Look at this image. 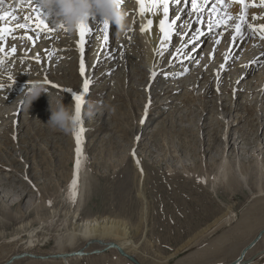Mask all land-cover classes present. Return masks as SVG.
<instances>
[{"label":"rangeland","instance_id":"rangeland-1","mask_svg":"<svg viewBox=\"0 0 264 264\" xmlns=\"http://www.w3.org/2000/svg\"><path fill=\"white\" fill-rule=\"evenodd\" d=\"M170 8L171 12L176 9L175 5ZM256 8L259 15L253 16H264V8ZM131 14L129 11V30L118 32L113 26L107 44L102 25L92 22L91 38L90 34L85 37L90 43L83 54L85 76L79 70L76 32L41 34L35 44L14 34L17 38L9 37L4 45L8 51L11 47L17 51L0 58V75L21 80L23 85L29 80H48L51 69L55 77L48 80L50 84L68 86L50 87L49 97L42 93L30 107L22 93L8 92L11 100L0 97V264L11 254L29 249L36 253L33 256L81 249L89 241L67 238L85 219L105 217L123 221L129 242L136 248L129 255L139 264H227L251 239L250 234L239 242L231 235L240 219L252 216L264 204V175L259 173H264V40L257 38L230 53L233 21L217 27V15L209 10H175L169 17L180 19L153 79L148 76L141 21ZM198 17L203 23L197 22ZM253 21V25L264 24V19ZM197 28L205 33L199 40L194 39ZM216 39H220L219 45ZM56 42L67 45L54 49ZM41 50L42 57L37 53ZM213 51L214 58H210ZM258 55H263L262 62L242 79L244 65L248 68ZM108 67L112 68L109 72ZM73 71L76 78L69 74ZM85 78L91 81L81 112L88 186L85 195L78 193L73 203L69 199L76 147L73 132L65 134L46 123L49 98H64L66 105L74 107L73 93L82 90ZM19 99L24 102L21 110L20 104L14 105ZM3 114L9 116L2 118ZM224 163L240 182L232 196L213 186L210 179ZM19 198L22 202L17 206ZM228 208L229 222L222 224L223 218L211 227ZM206 226L211 227L207 232ZM58 235L63 239L58 240ZM222 237L229 239L218 242ZM93 244L84 252L101 247ZM251 257L249 264H264L259 250ZM26 259L13 264L64 263ZM68 260L65 264H131L115 250Z\"/></svg>","mask_w":264,"mask_h":264},{"label":"bare ground","instance_id":"bare-ground-1","mask_svg":"<svg viewBox=\"0 0 264 264\" xmlns=\"http://www.w3.org/2000/svg\"><path fill=\"white\" fill-rule=\"evenodd\" d=\"M131 1V3L132 4H130L129 6H127V8H126V10L129 12V11H131L132 10V13H133V15L135 14L136 16H137V19L139 18V20L141 21V23H139V29H141V25L142 24H147V22H148V20L150 19V20H152L153 21V23H152V25H151V27L146 31V32H141V30H140V32H141V37H142V41H143V43H144V46H145V50H146V53L144 52V55L146 56V57H148V60H147V62H148V76H149V78L151 77L150 76V73H151V71H156L158 68H159V66H158V63H159V61L161 60V58H162V56H163V54L167 51V49L169 48V41H167L166 42V46H165V43L163 42V39H162V33L160 32V27H159V21H160V19H163L164 17H163V9L162 8H160V9H153L151 12H149V13H146V15L145 16H140L139 14H138V5L136 4V2H135V0H130ZM201 4H202V0H201ZM171 5H174V4H171ZM188 5V4H187ZM4 6V5H3ZM8 9H10V7H7L6 8V11L8 10ZM171 9V8H170ZM185 9V8H184ZM184 9H183V11H184ZM230 9V10H229ZM228 9V11L231 13V14H239V12H240V10H241V8H239L236 4H233L230 8ZM173 10H174V8H173ZM202 10H204V9H202ZM28 12H24V11H22V10H16V13L19 15V16H21V17H23L24 15H30L31 16V12H32V10L31 9H29V10H27ZM0 12H3V11H0ZM221 11H219V13H220ZM172 12H170L169 11V16H170V14H171ZM183 13V12H182ZM254 14H258L259 15V13L257 12V13H254ZM132 15V14H131ZM176 15V14H175ZM221 16V15H220ZM220 16H217V18L216 19H219L220 18ZM33 18V17H32ZM44 18H46V17H44ZM171 18V17H170ZM34 20V19H33ZM35 21V20H34ZM34 21H33V27H34ZM6 22L8 23V20L6 19ZM16 22H19V21H16ZM20 22H23L22 20H20ZM46 22L47 23H49V25L50 26H52V25H54V20L53 19H46ZM115 29V28H114ZM65 31V30H63V29H61V28H56V30L55 31H53V32H42V33H44V34H47V33H50V34H53V35H62L63 33H57L58 31ZM215 31H216V29H214ZM250 30V29H249ZM17 31V30H16ZM20 31H21V33L22 34H24V30L23 29H20ZM115 32V31H114ZM14 34H16L15 32L13 33V35ZM17 34H19V33H17ZM29 34H31V35H33V37L35 38L36 37V35H37V33H34V34H32V33H29ZM232 34V33H231ZM76 35H77V41H78V39H79V35H78V33H77V31H76ZM259 32L257 31V32H253L252 30H250V31H248V32H246V31H244V33H243V38H242V40L241 39H238L237 38V40L235 41V42H233L232 41V39H231V35H230V41H231V43H232V47H231V50H230V53H231V51H233V50H236V52H237V50L239 51L240 50V46H244L247 42H250V43H252V42H254V41H257V37H259ZM39 36H41V34H39ZM87 37V36H86ZM41 38H43V37H41ZM90 38H91V34L89 35V40H90ZM88 39L86 40V43H85V46H84V49L85 50H87V48H89V46H87V45H89L90 43L88 42ZM92 40V39H91ZM110 40H111V38H110ZM250 40V41H249ZM27 41H29V40H27ZM77 41H75V43L77 42ZM205 42V41H204ZM54 45V49H57V48H63L62 46H66L67 44H59V43H57L56 42V44L54 43L53 44ZM50 46V45H49ZM105 46V45H104ZM103 46V47H104ZM52 47V46H51ZM103 47H102V49H103ZM75 48H76V51H78L79 53H80V51H79V47H78V45H77V43L75 44ZM51 49H53V47L51 48ZM106 49V48H105ZM264 49V48H263ZM106 50H109V49H106ZM31 51V50H30ZM37 52V51H36ZM109 52H110V50H109ZM158 52H162L163 54L162 55H160V54H158ZM262 52H263V50H262ZM38 53V55L40 56V54H41V57H42V50L41 51H38L37 52ZM102 53H104V51L103 52H101V54ZM108 53L106 52L104 55H107ZM11 55H13V54H11ZM10 54H9V51L7 50V49H5V52H3V53H0V58H5V57H9V56H11ZM38 56V57H39ZM111 56H113V55H111ZM54 57H56V56H54ZM263 58V55H258V56H256V57H254V58H252V61L250 62V65H249V67L247 68V64H245L244 65V70H246V72L245 73H243L244 74V76L242 77V79H246L251 73H252V71L255 69V68H257V66H259L260 65V63L262 62V59ZM255 61V62H254ZM189 62V61H188ZM75 63H77V62H74V64ZM91 65V64H90ZM112 68L111 67H108V70H107V72H109L110 70H111ZM51 72V69L49 70V72L47 73V77H48V80H53V78L55 77V75L53 74V73H50ZM61 72V71H60ZM75 72H76V70H75ZM74 71L73 72H70L69 74H71V76H73L74 78H76L74 75L76 74V73H74ZM59 76H61V73H57ZM63 74V76H65L64 75V73H62ZM7 75H9V74H7ZM0 77H4V78H0V85H2L3 87H0V97L1 98H3V99H12L13 97L11 96V94L10 93H8V92H14L16 95H18V94H20V93H22V94H24V92L27 90V88H30L33 84H35V83H37V81H33V80H29V82L28 81H26V82H24V84L22 85V81L21 80H18V79H16V78H14L13 76V78L15 79V80H12V78H9V77H7V76H2V75H0ZM44 80V79H43ZM25 81V80H24ZM242 81V80H241ZM8 84H10V85H17V86H15V87H13V88H7L8 86ZM19 84V85H18ZM38 84H41L47 91L48 90H51V88L50 87H52V88H54L55 89V87H53V86H51V85H49V84H45L44 83V81L43 82H38ZM70 84V83H69ZM62 85V86H61ZM73 86V87H75L74 86V84L72 83V84H70L69 85V87L70 86ZM64 86H68V85H66V84H61L60 83V86H58V87H64ZM56 89H57V87H56ZM58 91H60L61 92V88L58 90ZM240 92V91H239ZM45 93H43V95H44ZM155 96H159V93L157 94H155ZM15 99H18L16 96H15ZM64 99V98H63ZM25 102V101H24ZM23 101L21 102L20 101V99L19 100H17V102L14 104L15 106H19V104H20V107H19V109L21 110L23 107H22V105H23V103H24ZM63 102H65V101H63ZM22 107V108H21ZM86 107V106H85ZM24 110H26V108H24ZM16 111H17V108H16ZM147 111V110H146ZM252 111L250 110V109H247V113H251ZM26 113V112H25ZM28 114V113H27ZM145 114V113H144ZM143 114V115H144ZM33 115V114H32ZM3 117L2 118H4V117H8L9 116V114H3L2 115ZM14 116H15V114H14ZM34 119V118H33ZM90 124V123H89ZM264 128V127H263ZM262 128V129H263ZM53 133H57V132H53ZM64 136V135H63ZM56 137V136H55ZM64 138V137H63ZM72 138V137H71ZM27 139V138H26ZM67 139V138H66ZM60 141V140H59ZM65 143V142H64ZM226 144H228V143H226ZM118 145V144H117ZM113 148V147H112ZM116 148V147H115ZM33 149V148H32ZM29 152V151H28ZM86 152V151H85ZM107 152V151H106ZM33 154V153H32ZM88 154V153H87ZM90 155V154H89ZM98 155H99V153H98ZM107 158V157H106ZM105 158V159H106ZM110 158V157H109ZM12 159V158H11ZM100 159V158H99ZM137 159V158H136ZM69 160H70V158H69ZM105 162V161H104ZM9 163V162H8ZM43 163V162H42ZM41 163V164H42ZM225 165H223V166H218V167H216V169L213 171V173L210 175V179L212 180V182H213V186H217V187H220L221 188V190L226 194V196H232V195H234L235 194V192H237V190H238V186H239V180H238V178L235 176V172L232 170V168L229 166V165H227L226 163H224ZM44 165V164H43ZM111 165V164H110ZM41 166V165H40ZM70 166V165H69ZM15 167V166H14ZM17 167V166H16ZM62 167V166H61ZM65 168V167H64ZM85 168H86V170H88V168L86 167V165H84L83 166V168L81 169V171L79 172V180H78V193H79V195L82 197V196H84L85 194H84V192H85V189H86V187L88 186L87 185V172L85 171ZM47 169V168H46ZM59 169H60V167H59ZM258 169H259V167H258ZM50 171V170H49ZM58 171V170H57ZM61 171V170H60ZM74 173V172H73ZM147 173V172H146ZM259 173H260V176L263 174L264 175V173L262 172L261 173V170L259 171ZM47 174V173H46ZM60 174V173H59ZM67 174V173H66ZM71 174V173H70ZM61 175V174H60ZM159 175V174H158ZM207 175V174H206ZM259 175V174H258ZM6 176V175H5ZM47 176H48V174H47ZM49 177V176H48ZM63 177V176H62ZM70 177V179H71V176H69ZM102 177V176H101ZM192 177V176H191ZM264 177V176H263ZM72 179H73V174H72ZM153 179V178H152ZM72 181V180H71ZM90 181V180H89ZM181 181V180H180ZM49 182V181H48ZM70 182V181H69ZM58 188V187H57ZM88 190V189H87ZM57 191V190H56ZM263 192V190L261 189L260 191H259V193L261 194ZM27 194V193H26ZM100 196V195H99ZM261 196V195H260ZM159 198V197H158ZM196 198V197H195ZM194 199V198H193ZM258 199H259V197H258ZM257 199V201L255 202V203H258L259 202V200ZM262 198H260V200H261ZM43 200H45V199H43ZM191 200H192V198H191ZM22 202V199L21 198H19V199H17L16 201H15V203L17 204V206L20 204ZM43 202V201H42ZM47 201H45V203H46ZM160 203V202H159ZM261 204H262V202H261ZM257 205H259V204H257ZM203 206V205H202ZM147 207V206H146ZM40 209H41V207H39ZM171 208V207H170ZM181 208V207H180ZM146 209V208H145ZM164 210V209H163ZM180 210V209H179ZM256 210V209H255ZM177 211V210H176ZM186 211V210H185ZM180 212V211H179ZM197 212H199V211H197ZM252 212V211H251ZM250 212V213H251ZM255 212V211H254ZM18 213V212H17ZM168 213V212H167ZM248 213V212H247ZM253 214V213H252ZM190 215V214H189ZM248 215V214H247ZM251 215V214H250ZM21 216H23V215H21ZM20 216V217H21ZM142 216V215H141ZM146 216V215H145ZM144 216V217H145ZM191 216V215H190ZM175 217V216H174ZM146 218V217H145ZM148 218V217H147ZM223 218L225 219V221L223 222L222 220H223ZM230 218H231V212H230V209L228 208V210H227V212L221 217V218H218V219H216L215 221H214V223L211 225V227L212 226H217L220 222H223L222 224H224V223H226V222H229V220H230ZM14 219H16L17 220V218H14ZM2 220V219H1ZM142 221H144L145 222V219L144 220H142ZM175 221V220H174ZM146 223V222H145ZM5 224H7V223H5ZM221 225V224H220ZM219 225V226H220ZM207 227V226H206ZM211 227H207L204 231H208ZM213 229H215V228H213ZM236 231H235V233L234 234H232L231 235V237H233L232 239H236V240H238L239 242L245 237V236H250V234H251V239L249 240V241H247V243L242 247V248H244L245 246L247 247L248 246V244H250V242H252L259 234H260V241H259V247L257 246V241L255 242V245H253L254 246V248L253 249H248L246 252H245V255H244V258H243V260H248V259H250V256L253 254V252H255V251H257V250H259V255H264V204H262L261 205V207L260 208H258V211L257 212H255L252 216H244L242 219H240V222H239V224H238V226L236 227ZM205 232V233H206ZM253 234V235H252ZM201 236V235H200ZM1 237V236H0ZM58 237V240H61V239H63L61 236H57ZM20 238V237H19ZM22 238V237H21ZM76 238H78L79 240H82V241H85V242H87V241H92V240H97V243L98 244H96V245H98L99 246V244H100V246H101V248H103V247H105L106 245H108L110 242H116L115 243V245L116 246H118L122 251H124L125 253H127L128 255L130 254V255H133L135 252H136V248L132 245V243L131 242H129L130 240H129V236H128V234H127V231H126V227H125V225H124V223H123V221L122 220H116V219H111V218H108V217H105V218H101V219H85L84 221H82L81 222V225H80V229L77 231V230H74V233L72 234V235H70V237L69 238H67L69 241H71V242H73ZM227 239H229V237H222V238H220L219 240H218V242H222V241H225V240H227ZM84 246L85 245H83L82 247L84 248ZM91 246H94V244H91ZM8 247V246H7ZM245 247V248H246ZM241 248V249H242ZM244 248V249H245ZM92 249V248H91ZM241 249H240V251L238 252V254H237V256L234 258V259H236V258H238L240 255H241V253H242V251L244 250H242L241 251ZM93 250V249H92ZM92 250H87V253L88 252H90V251H92ZM115 250V249H114ZM76 251H79V249H75V250H71V251H60V252H58L57 254H64V253H71V252H76ZM84 251H86V250H83V252ZM116 251V250H115ZM215 251H218V248H215ZM241 252V253H240ZM27 253H29V255H35L36 253H34V252H31L30 251V249L27 251ZM27 253H25V254H27ZM21 254H23V253H21ZM55 254V253H54ZM20 255V254H19ZM12 256H16L14 253L13 254H11L5 261H3V263H6L7 261H9V259L12 257ZM39 256H41V255H39ZM36 257H38V255L36 256ZM261 257H263V256H261ZM261 257H259V258H261ZM25 258V257H24ZM77 258V257H76ZM22 259V258H21ZM33 259L34 258H29V259H26V261L28 260L29 262L30 261H33ZM233 259V261L232 262H234V261H236V260H234ZM254 259V257L252 258L251 257V261H249V263L250 262H252V260ZM61 260V259H60ZM59 260V261H60ZM67 260L68 259H66V260H62V262H64V263H66L67 262ZM15 261V260H14ZM17 261V260H16ZM17 263V262H16ZM229 263H231V262H229ZM249 263H247V264H249ZM2 264V263H1ZM228 264V263H227ZM236 264H238V263H236ZM245 264V263H244Z\"/></svg>","mask_w":264,"mask_h":264},{"label":"snow or ice","instance_id":"snow-or-ice-1","mask_svg":"<svg viewBox=\"0 0 264 264\" xmlns=\"http://www.w3.org/2000/svg\"><path fill=\"white\" fill-rule=\"evenodd\" d=\"M30 3L33 2V0H29ZM121 3H124V0H120ZM175 3L176 5L181 4H187L190 3L191 9L194 13H199L202 8L206 6H210L213 10V12L217 13L219 15V11H223V16H220L219 19L215 21V24L217 27L225 26L227 27L229 24V21H235L232 24L233 33L231 34V39L233 42L237 40L238 37H243V28L245 25L249 29H251L254 33L259 32V38L261 40H264V24L260 25H252L250 23H247L248 15H247V9L249 7H261L264 8V0H259V3L257 4L256 0H204V5L199 4V0H136V4L138 5V14L140 16H145L146 13L151 12L153 9H163V19H160L159 21V27L160 32L162 33V39L165 43L170 40L174 26L177 24V21L180 19L179 17H176L175 19H171L169 17V11H170V4ZM233 3H238L241 6V10L237 16H233L228 9L231 7ZM4 4V0H0V5ZM219 10V11H218ZM34 12H36V17L34 21V27H33V18L30 15H24L23 17L19 16L16 13V10L13 9L12 13H9L7 11L0 12V22H4L9 20L8 23H0V53L5 52L4 45L7 43V40L9 37L12 39H16L17 37L13 35V33L17 29H23L24 35L20 37L21 39H27L29 41H32L33 44H35V40L39 38V33L41 32H53L56 30L57 26H50L49 23L46 22V19L43 17L42 13L39 12L36 8L33 9ZM251 19H264V16H252ZM23 22H16L11 23V21H20ZM94 21H98L100 25H102V31L104 33V43L107 44L109 40V34L110 29H113V25H111L107 20H97L95 17H92L89 19L87 23H82L77 28V33L79 35V39L77 41V45L79 47V51L81 54L80 59V74L81 76H85V62L83 59L84 54V46L86 43L85 37L92 32L91 24ZM198 23H203L202 19L198 17ZM153 21L148 20L147 24L141 25V32H146L152 25ZM62 28V26H59ZM212 23L208 24V31H212ZM31 32H36L37 35L34 38L33 35L29 34ZM196 36L195 40H199L201 36H204L205 33L197 28L195 29ZM223 36V33L220 34ZM220 39L215 40V44H220ZM190 43H193V46L195 47L194 41H190ZM184 47H187V44L184 45ZM17 49L15 47H11L9 50V54H15ZM179 49H177V52L179 53ZM158 54L162 55V52H158ZM210 58H214V51L210 53ZM227 59V57H226ZM39 62V60H37ZM255 62V61H254ZM198 63V61H197ZM3 64V60L0 59V65ZM221 67H224V65H221ZM187 71V70H185ZM183 74V73H182ZM151 78H155L157 76L156 71H151L150 73ZM45 84H50L51 82L47 80L45 77L44 80ZM91 81L85 78L82 81V90L79 93L74 92L73 93V100L75 102V120L78 121V126L73 130V136L75 140V162H74V173H73V179L70 182L69 185V199L71 202L75 203V199L78 195V180H79V172L84 166V159L83 158V149H82V136L84 132L86 131L84 127V122L82 119V106L85 103V96L89 92V85ZM53 87H58L56 85H52ZM0 87H3L0 85ZM70 91V90H69ZM138 139V138H137ZM133 156H135V151L132 153ZM137 163L139 161L137 160ZM49 204H51V201H49Z\"/></svg>","mask_w":264,"mask_h":264},{"label":"clouds","instance_id":"clouds-1","mask_svg":"<svg viewBox=\"0 0 264 264\" xmlns=\"http://www.w3.org/2000/svg\"><path fill=\"white\" fill-rule=\"evenodd\" d=\"M32 5L47 18L54 20V26L72 33L90 18L107 20L118 32H127L130 28L128 13L120 0H38ZM48 91L38 83L24 92L25 103L30 107L32 102ZM50 117L46 124L51 128L71 134L78 126L75 120V107L66 105L62 98L52 101L49 98Z\"/></svg>","mask_w":264,"mask_h":264},{"label":"water","instance_id":"water-1","mask_svg":"<svg viewBox=\"0 0 264 264\" xmlns=\"http://www.w3.org/2000/svg\"><path fill=\"white\" fill-rule=\"evenodd\" d=\"M260 239V234L252 241L250 242V244L242 251L241 255L236 259V261L234 262H231V263H228V264H247L249 263V261H251V258L248 259V260H243L244 258V255H245V252L252 248L253 245H255V242L257 240ZM94 242L97 243V240H92V241H89L85 244V247L84 248H81L79 249V251H76V252H71V253H64V254H47V255H44V256H33V255H29V254H20V255H16V256H12L9 261H7L6 263H3V264H13L14 260H19L21 258H24V257H28V258H35L36 260H42V261H52V260H66V259H71V258H83V257H90V256H94V255H101V254H104L105 252L109 251V250H116V252L119 254V256L121 258H124L125 260H127L128 262H130L131 264H139L132 256L128 255L127 253H125L124 251H122L118 246L115 245L114 242H110L108 245H106L105 247L103 248H99L98 250H92L88 253L86 252H83V250H86V248L88 246H90L91 244H93ZM100 245V244H99ZM69 261V260H68ZM65 264V263H63Z\"/></svg>","mask_w":264,"mask_h":264}]
</instances>
